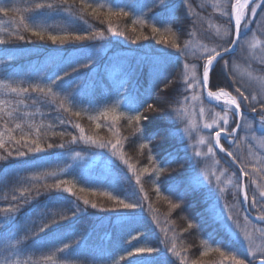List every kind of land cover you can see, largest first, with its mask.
<instances>
[{"label":"trees","instance_id":"obj_1","mask_svg":"<svg viewBox=\"0 0 264 264\" xmlns=\"http://www.w3.org/2000/svg\"><path fill=\"white\" fill-rule=\"evenodd\" d=\"M39 0H0V6L9 8L29 9ZM217 0H186L191 9L198 13L186 15V4L182 0H167V10L164 6H153V0H99V3L112 4L129 11L128 16L108 15V9L100 8L99 15H92V9L84 13V21L70 17L66 13H52L45 17L46 25H52L50 31L54 34L62 31L82 33L85 30L91 32H104L102 40H86L69 42L64 46L52 45L45 39L40 41L30 33L24 32L27 40L31 43L8 38L5 35L6 43L0 44V81L11 82L13 86L29 87L32 84L41 86L47 85L52 78L64 76L65 70L69 73L63 80L58 81L56 90L62 96H67L74 105V110L82 111V117H75L63 110L56 111L54 106L43 103L42 94L29 92L28 96L37 97V103L33 104L31 99H26L24 105L19 106L20 118L9 120L7 116L0 120V131L5 132V147L0 148V156H7V152L16 148L14 141H8L4 122L8 121V127L13 128L16 122L22 124L24 132L34 135V130L28 125L34 123L45 127L41 129V144L46 148L47 143H64L65 148L46 149L42 153L29 154L23 160L17 159L15 152L6 161H0V208L8 207L11 195L20 186L28 183L54 184L58 179L72 180L76 187L73 189L75 195L68 193L45 192L40 189L42 195L36 198L31 205L24 207L19 213L20 220L26 216L35 218L42 205H46L49 196L62 195L66 197L63 201L65 210L72 205L67 201L78 203L83 209L76 217L53 225L39 236L24 238L25 228L23 225L5 224L0 225V264H3L6 257H11L15 248L8 247V244H15L19 239L23 251L21 258L31 264L33 259L40 264H52L45 257L54 251L56 246H63V242L70 245V252L63 255L70 256L69 264H181V260L175 257L168 249L173 242L176 243V250L184 257L183 264H232L225 260L213 247V240H222L228 246L235 248L241 255L245 249L241 242L226 232L220 224L210 218L207 211L210 204L217 203L218 195L212 196L210 186L201 185L195 190L192 189L190 178L201 173L203 163L195 156L194 151L188 146L183 135L185 123L184 112L190 106V100L185 101V94L190 96L191 91L185 93L184 78L186 71L190 75L191 67L184 69V64L197 65V76L200 75L199 66L203 63L198 59L202 49L201 45L209 47L223 45L226 37L223 31L228 25L225 19L220 16V10L214 5ZM72 4V0H69ZM98 5L94 4V7ZM67 7V5H65ZM73 9H81L80 0L72 5ZM144 9L145 18L164 17L169 11H174L173 32L176 33L177 42L181 49L186 41H191L188 55L171 47V40L165 43H157V40L168 39L171 35L162 31L160 35H154L150 26L141 28L136 26V32L132 31L133 10ZM44 11V10H41ZM20 14L39 15L40 12L34 8L28 11L16 13L9 11L8 16L0 13V21L18 19ZM264 16V7L257 10L255 20L249 17L251 22L250 31L242 33L244 39L241 41L243 47H238L233 54L226 55L228 60V72L235 79L244 85L247 91H253L258 87L261 79H264V26H261V17ZM112 26L117 31L124 32L123 36H113L108 33L107 28ZM220 29L217 34L216 29ZM195 33V35H189ZM147 35L148 40H139L133 43L136 35ZM260 43L257 49L251 50L249 41L254 38ZM4 35V34H0ZM94 46V47H93ZM94 52V58L88 61L89 67L77 64V59H83L84 55ZM71 65L76 66L73 71ZM223 60L216 65L211 75L210 87L218 90L219 87L234 91L232 80L221 72ZM22 82V83H21ZM0 99H11L13 103L17 98L14 95L7 97L0 92ZM152 103L157 111L144 107L143 115L148 117L142 120L144 136L150 140L141 139L140 133H134L133 128L128 126L127 120L122 119L115 129L123 140L124 159L135 165L137 173L144 167L150 170L162 161H165L169 154L175 157L170 165H165V171L157 174L152 171L151 175H144L141 178L144 193L139 192V186L135 184V177L127 166L118 158L113 157L108 149H99L84 142L71 143V136H79V131L74 127L79 123L84 128L87 136L93 138L102 137L105 142H115L116 137L108 130L106 122L101 118L98 122L102 127L97 130L95 123L88 119L89 115H98L99 111L106 107L119 105L117 111L129 112V106H136L141 102ZM209 109L212 105L203 103ZM39 109V112L36 110ZM8 110H11L10 108ZM218 111L219 108L213 109ZM24 112L33 115L23 116ZM17 114L14 113V116ZM245 116L251 119L254 114L245 108ZM65 123L61 124L60 120ZM71 121L72 123H68ZM110 123V122H107ZM52 125L51 129L47 126ZM60 132L67 135L61 137ZM17 139L20 138V130L12 133ZM244 133H238L243 137ZM140 143H149V148L140 150ZM237 144L239 145L237 147ZM228 150H233L247 163L249 172L253 168L264 169V143L260 139L237 140L234 144H224ZM22 150H26L23 149ZM94 151L92 155L96 159L89 160L91 163H76L73 160L75 152L82 154ZM152 154L156 165H151L148 156ZM62 154V155H61ZM222 153L216 152V160L220 161L219 168L236 181L240 177V170L237 164L232 163L231 158ZM26 161V162H25ZM113 162V167L108 162ZM114 169L121 171L123 175L131 180V187L127 182L116 186L114 194L121 198H128L132 189L136 190L134 199H140L141 209L124 210L117 208L115 211H100L99 208H115L112 201L101 195L107 190L106 185L115 181ZM55 171L57 177H45L37 181H30L32 176H38L46 172ZM260 173L253 177H243L246 190L251 193L256 186L251 183L255 178L257 183H264L259 179ZM161 189L160 197H157L155 187ZM85 188L84 192L79 189ZM95 191V194H93ZM232 191V188H231ZM232 193V192H231ZM229 189L223 194L226 201L234 200ZM146 194L148 199L143 200ZM19 196V192H16ZM35 196V193H32ZM182 197V198H181ZM83 199L97 204V209L90 205L85 206ZM239 199V197H238ZM179 204L180 207L172 209L169 204ZM251 215L256 216L255 209L250 207ZM220 206V205H219ZM59 210V209H57ZM118 213L123 218H118ZM71 216V213H68ZM241 214V212H240ZM3 216V213H0ZM240 217V216H239ZM243 219V216H242ZM195 227L189 229L188 223ZM258 227H264L262 223H254ZM20 231L17 232V228ZM162 229L164 231H162ZM258 236H261L258 232ZM131 235H138L137 240H131ZM154 247L159 249L153 253H137V247ZM35 250V251H33ZM129 250L132 255H128ZM208 252V255H201ZM56 254L57 264L59 256ZM124 258L121 260L120 257Z\"/></svg>","mask_w":264,"mask_h":264},{"label":"snow or ice","instance_id":"obj_2","mask_svg":"<svg viewBox=\"0 0 264 264\" xmlns=\"http://www.w3.org/2000/svg\"><path fill=\"white\" fill-rule=\"evenodd\" d=\"M76 0H72V4H69V0H39L33 5L29 6V9L34 8L39 11V15H24L20 14L18 19H10L8 21H0V44L6 43L5 35L8 38H15L17 40L25 41L26 43H31V40H27L24 32L30 33L31 36L37 37L40 41L47 39L51 42L52 45L64 46L69 42H79L86 40H102L104 39V32H97L95 30L88 32L85 30L82 33L62 31L53 33L50 31L52 25H46L45 17L52 13H66L70 17H75L78 20L84 21L87 24V21L84 20V13L88 9H92V15H99L100 8H107L108 15L116 16H128L129 11L126 8L116 6L112 4L99 3V0H80L82 4L81 9L74 10L72 5L75 4ZM182 3L186 4V15H196L194 10L191 9V5L186 3V0H182ZM94 4L98 5L94 7ZM67 5V7H65ZM153 6H164L167 10V0H153ZM214 7L220 10V16L225 19V23L228 25L227 28L223 31V36L226 37V41L223 45H218L215 47H209L206 44L201 45L202 52L198 59L202 60L203 63L199 66L200 75L197 76V65L184 64V69L187 70L191 67L190 76L186 71L184 78L185 93L191 91L192 95L188 96L185 94V101H202V96L206 94L207 100L215 102L211 108L207 109L208 112H212L216 106H219V110L214 112V115L210 117V122L205 120L203 122V129L207 130L211 139H206L204 136H201L199 139L200 145H206V153L201 151H195V156L200 158L202 155L213 158L216 165L220 164L219 160H216V151L219 149L220 153L226 154L227 157L231 158L232 163L237 164L240 170V177H253L254 174L260 173L259 179L264 181V169L253 168L251 172L247 170L248 165L243 160L242 157L236 154L233 150H228L222 140L228 144H234L237 140L247 139L249 142L253 140L260 139L261 143H264V79H261L258 83V87H255L253 91H247L243 84L239 83L233 75H230L228 72V60L225 59L227 54H233L238 47H243L241 41L244 39L242 33L250 31V21L248 18L251 17L255 20L257 16V10L264 7V0H217ZM29 9L21 8H9L0 6V13H3L4 16H8L9 11L16 13H21L22 11H28ZM44 10V11H41ZM132 31L136 32V26L139 25L141 28L145 26L151 27V32L154 35H160L162 31L168 32L171 35L168 39L157 40L156 42L167 44L171 40V47L176 49L178 52H181L183 55H188V50L191 45V41H186L181 49L180 44L177 42L176 33L173 32L172 24L174 22L175 16L174 11H169L167 16L157 18L155 16L145 18L144 9L133 10L132 12ZM261 26H264V16L261 17ZM108 33L113 36H123L124 32L117 31L116 28L109 26L107 28ZM217 34L220 33V29H216ZM189 35H195V33H189ZM254 42L253 47L258 43L255 41V34H253ZM148 40L147 35H136L134 40L135 43L139 40ZM94 47V46H93ZM95 53L89 52L86 53L83 59H77L76 63L82 65L83 67H89L88 61L94 58ZM223 60V65L221 66V72L224 75L229 76L232 80L235 93L232 91L225 90L223 87H219L218 90H213L210 87L211 75L214 72L216 65ZM73 71H76V66L71 65ZM69 73L67 70L64 72V76L53 77L51 82L47 85L41 86L39 84H32L29 87H21L19 85L13 86L11 82L0 81V92L5 96L10 97L14 95L17 98L15 103L11 99H0V120H3L5 116L9 120L20 118L21 114L19 113V106L25 104L26 99H31L33 104L37 103V97H30L28 93L34 92L42 94L44 100L42 101L45 104L54 106L56 111L63 110L68 112L70 115L75 117H82L83 113L80 110H74V105L70 102L67 96H62L59 91L56 90V85L58 81L63 80L64 77L68 76ZM22 83V82H21ZM196 89H199L197 92ZM119 105H114L112 107H106L103 110L99 111L98 115H89L88 119L95 123V127L99 130L102 125L98 122L101 118L106 122L108 130L112 132L113 136L116 137L115 142L107 141L105 142L102 137L93 138L92 136H87L85 130L79 123H75L74 127L78 129L79 136L72 135L71 143L76 144L78 142H84L90 144L99 149H108L111 152L113 157L121 160L132 172L135 177V184L139 186V192L144 193L143 185L141 178L144 175H151L152 171H155L157 174L165 171V165H170L175 161V157L172 154H169L168 158L165 161H162L159 165H156V161L153 155L150 153L148 160L151 165H156L153 169L150 170L149 167H144L140 169L137 173L135 165L128 162L124 159L123 152V140L124 137H120L119 132L115 129L122 119L127 120L128 126L133 128L134 133H140L141 139L150 140V137L144 136V130L142 127V120H147L148 117L143 115L142 109L146 107L152 111H157V107L148 102H141L136 106H129V112L134 114H126L124 111H117ZM11 110H8V109ZM245 108L247 111L255 114L251 119L245 116ZM39 112V109L36 110ZM14 113L17 114L14 116ZM206 114V108L203 106V101L199 107V116L203 118ZM23 116L33 115V113L24 112ZM110 122V123H107ZM61 124L65 123L64 119L60 120ZM68 123H72L68 121ZM233 124L234 126L230 127L229 125ZM3 127L5 128L8 136V141H14L16 145H21L23 141L22 148H16L7 152V156H0V161H6L8 157L15 156L17 159L23 160L25 157H28L29 154L42 153L46 149L53 148H65L64 143H47L46 148L41 144V129L45 127L43 124L39 126L34 123H30L28 127L34 130V135L28 132H24L22 124L16 122L13 128L8 127V121L4 122ZM51 129L52 125L47 126ZM16 130H20V138L17 139L12 133ZM243 132V137H238V133ZM61 137L67 135L65 132L58 133ZM5 132L0 131V148L5 147L4 140ZM239 145L237 144V147ZM141 152L144 149L149 148V143H140L139 145ZM62 155V154H61ZM80 152H75L73 159H81ZM26 162V161H25ZM109 167H113V162H108ZM226 171V170H225ZM225 171H221L219 175L215 172H212L211 175L215 176L217 182V187L221 194L227 191L226 187L221 186V176L225 175ZM115 181L108 183L105 187L107 190L102 191L100 194L106 196L108 200L112 201L115 205V208H99L100 211H115L117 208L124 210H135L141 209L142 203L140 199H134L136 195V190L128 194V198H121L119 195L114 194L116 186L121 183L127 182L131 187V180L129 177L122 174L121 171L114 169ZM58 173L55 171L46 172L38 176H32L29 178L30 181H37L44 179L45 177H57ZM238 178L236 181H233L231 178L228 179V184L232 186V196L233 199L237 202L232 203L231 205L225 204L223 207L219 206V203L210 204L207 211L210 218L214 222L221 225V227L226 231H235L240 229L243 232L242 242L245 243V254L241 255L239 251L235 248L228 246L222 240H213V247L209 250H215L219 253L221 257L225 260L231 261L232 264H264V245L257 244L253 239V233L249 230L250 220L247 214L243 217V226L241 225L239 215L240 209L238 207V197L242 195L243 202L249 203L250 207L256 210L257 215L255 220L260 221L264 224V183H257L255 178L251 179V183L256 186L255 190L249 193L244 186L243 179ZM191 187L195 190L197 187L201 186L204 181H210V176L207 168L202 171L200 174H195L191 178ZM76 187L75 183L72 180L58 179L54 184L44 183V184H34L28 183L26 186H20L18 189L14 190L11 195V201L14 203L9 204L8 207L0 208V213H3V216H0V225L5 224H15L23 225L25 228L24 238L27 239L32 237L33 239L39 236L41 233H44L47 229L51 228L53 225H58L62 221H67L71 218L77 216L78 213L83 211L78 203H73L72 201H67L68 204L72 205L70 208H64L63 201L66 200V197L62 195L49 196L46 205H42L41 209L37 211L35 218L32 216H26V218L21 221L19 213L24 209V207L31 205L33 201L42 195L40 189L43 188L45 192H51L56 190L57 192L68 193L69 195H75L73 189ZM19 192V196L16 195V192ZM79 191L84 192L85 188L81 187ZM35 193V196L32 193ZM155 192L157 197H160L161 189L159 186L155 187ZM95 194V191H93ZM182 198V197H181ZM148 197L146 194L143 195V200H147ZM83 204L85 206L90 205L92 209H97V204L90 202L88 199H83ZM170 207L172 209L179 208L180 205L172 203L169 200ZM59 209V210H57ZM227 209V214L226 210ZM235 209V214H232V210ZM71 213L69 216L68 213ZM118 218H123L122 213H118ZM195 227L193 223H188V228L191 229ZM251 228L258 232L261 236H264V227H258L255 224H251ZM20 231V228H17V232ZM162 231H164L162 229ZM239 235V233H237ZM138 235H131V240H137ZM8 247L15 248L16 251L13 252L12 256L6 257L3 264H28L26 260L21 258V252L23 251L21 242L19 239L16 240L15 244H8ZM175 257L180 258L181 264H183L184 257L181 256V253L176 250V243L173 242L171 247L168 249ZM35 251V250H33ZM159 249L148 246V247H137L135 252L137 253H153L158 252ZM70 252V245L67 242H63V246H56L54 251H51L45 259L51 261L52 264H57L56 254L60 253L59 264H69L70 256L63 255L64 253ZM128 255H132V251L129 250ZM201 255H208V252H202ZM124 257L121 256L122 260ZM114 264H119L118 261H115L113 257ZM31 264H40L38 260L33 259Z\"/></svg>","mask_w":264,"mask_h":264},{"label":"rangeland","instance_id":"obj_3","mask_svg":"<svg viewBox=\"0 0 264 264\" xmlns=\"http://www.w3.org/2000/svg\"><path fill=\"white\" fill-rule=\"evenodd\" d=\"M255 41L258 42V39L255 38ZM253 42H254V38H252L249 43H248V46L251 50H255L258 48L259 46V42L256 44L255 47H253ZM190 76V75H189ZM196 91L198 92L199 89H196ZM192 95V93L190 94V96ZM202 101L203 103H207L209 105H213L215 102L213 101H209L207 100V97H206V94H204L202 96ZM202 101H191L190 100V106L187 107V109L185 110L184 114L185 115V123H184V127H183V135H184V138L185 140L188 142V146L194 151H201L202 153H206V150H207V146L206 145H200L199 144V139L201 136H204L206 139H211V137L209 136L207 130H204L203 129V122L205 120H208L210 122V117L212 115H214V110H212V112H208L207 111V108H206V114L203 118H201L199 116V107L201 106V103ZM204 106V104H203ZM219 108V106H217ZM255 115V114H254ZM230 127L234 126L233 124L230 123L229 125ZM222 143H226L228 144L227 142L223 141L222 140ZM216 152H219V149H215ZM94 151H88L87 153L85 154H81V159H73L74 162L76 163H91V161L89 160H94L96 159L94 156L95 155H92ZM220 153V152H219ZM223 154V153H222ZM221 154V155H222ZM226 154H223L222 156H224ZM201 160V163H203V167L201 168V173L203 170H205L207 168L208 172H209V176H210V181L211 182H208V181H204L202 185H205V186H210L211 187V190H212V196L215 197L216 195H218V190L219 188L217 187V182L215 180V176H212L211 173L212 172H215L217 175L220 174L221 171H224L223 169H220L219 165H216L214 163V160L213 158L211 157H208V156H204L202 155L200 157ZM87 161V162H86ZM239 170V169H237ZM232 177H230L229 175H227L225 173V175L221 176V181H222V185L223 187H226V189H229L230 193L232 192L231 191V188L232 186L229 185L227 182H228V179ZM243 178V177H242ZM226 194H221L220 193V196H218V198H216V202L219 203L220 207H223L225 204H228V205H231L232 203H235L237 202L236 200H231V201H226L224 196ZM243 206H246V208L248 209L249 211V204L248 203H245L243 202V197L242 195L239 196V199H238V207L240 209V212L241 214L239 215V219H240V222H241V225L243 226V219H242V216L244 217L245 215V212H244V209H243ZM226 211V214H227V209L225 210ZM250 213V212H249ZM232 214H235V209L232 210ZM250 220V226H249V230L252 231L253 233V239L254 241L257 243V244H261V245H264V236H258L256 233V231H254L252 228H251V224H254V223H261L260 221H257L255 220V218H249ZM229 233L231 234L232 237H234L235 239H237L239 242L242 243L244 249H245V243L242 242V236H243V232L240 230V229H237L235 231H229ZM239 233V235L237 234Z\"/></svg>","mask_w":264,"mask_h":264},{"label":"water","instance_id":"obj_4","mask_svg":"<svg viewBox=\"0 0 264 264\" xmlns=\"http://www.w3.org/2000/svg\"><path fill=\"white\" fill-rule=\"evenodd\" d=\"M227 55H228V54H227ZM230 160H231V159H230ZM231 161H232V160H231ZM243 209H244L245 213L247 214V216H248L249 218H254L252 215H250V214L248 213L246 206H243Z\"/></svg>","mask_w":264,"mask_h":264}]
</instances>
